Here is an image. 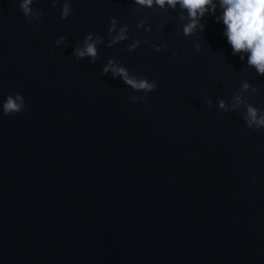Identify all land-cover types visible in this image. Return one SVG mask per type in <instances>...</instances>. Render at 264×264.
Instances as JSON below:
<instances>
[{
  "label": "water",
  "instance_id": "water-1",
  "mask_svg": "<svg viewBox=\"0 0 264 264\" xmlns=\"http://www.w3.org/2000/svg\"><path fill=\"white\" fill-rule=\"evenodd\" d=\"M64 2L32 0L29 22L0 0V101L26 105L0 115V264H264V129L242 118L264 115V75L232 54L219 7L184 36L179 7L69 0L61 20ZM112 16L129 40L107 47ZM87 32L104 38L94 63L73 55ZM110 57L157 81L146 101L101 75Z\"/></svg>",
  "mask_w": 264,
  "mask_h": 264
},
{
  "label": "clouds",
  "instance_id": "clouds-1",
  "mask_svg": "<svg viewBox=\"0 0 264 264\" xmlns=\"http://www.w3.org/2000/svg\"><path fill=\"white\" fill-rule=\"evenodd\" d=\"M54 0L53 6H55ZM134 4L141 8L151 9L153 6L164 9L179 7L187 13L188 22L182 27V34L190 36L199 27L203 32L205 25L201 23L205 13H215L219 7V15L214 16L217 23L222 24V35L226 38V43L231 49L233 55L239 54L241 60H245L248 67L255 70L257 75H264V0H132ZM31 4L32 0H20L18 7L24 18L31 22ZM73 8L69 0H65L60 6V19L64 20L71 16ZM137 29H143L145 33L152 31L151 25L146 24V20L141 19L136 23ZM107 47H112L123 41L129 40V25L127 23L120 24L114 16L108 18ZM65 37L58 36L55 41V47H58ZM104 38L87 32L79 46L73 49V55L76 59L88 58L89 62L94 63L99 52L97 45L102 43ZM141 43L149 44L147 38L143 41L140 38H132L125 46L129 52L137 49ZM155 51H161L166 48L165 44H151ZM198 52V51H197ZM176 52L173 51L172 56L176 58ZM101 75L111 74L113 78L119 79L135 93L146 94L143 98L140 96H132L129 99L133 102L146 101L148 93L158 87L155 79H148L144 75H137L130 72L129 69L121 62L114 58H108L101 67ZM241 87L245 90L252 88L253 92L257 89L250 85L247 81L243 82ZM234 103L231 110H235L243 103L241 97L236 95L233 97ZM217 108L228 111L229 108L223 99L218 100ZM24 97L19 93H9L0 101V115H15L25 110ZM150 108V105H149ZM244 125L248 129L260 130L264 129V115L254 105L248 104L242 114ZM254 180L255 177H252Z\"/></svg>",
  "mask_w": 264,
  "mask_h": 264
}]
</instances>
